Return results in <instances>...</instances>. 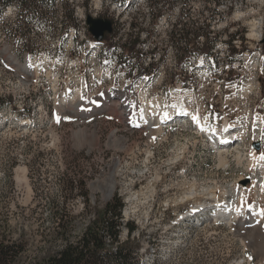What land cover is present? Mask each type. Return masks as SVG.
<instances>
[{
    "label": "rangeland",
    "instance_id": "1",
    "mask_svg": "<svg viewBox=\"0 0 264 264\" xmlns=\"http://www.w3.org/2000/svg\"><path fill=\"white\" fill-rule=\"evenodd\" d=\"M154 1L55 0L39 17L14 5L0 15V237L26 243L15 264L76 240L116 195L120 242L144 264H264V215L256 232L230 220L253 195L223 197L250 174L248 192L258 184L264 203V169L248 163L251 117L264 110V0ZM88 15L114 20L107 40L92 36ZM149 62L147 81L136 72ZM180 94L209 129L228 115L245 142L219 154L188 124L130 125L133 104L159 115ZM200 206L202 223L179 222ZM221 207L227 216L212 219Z\"/></svg>",
    "mask_w": 264,
    "mask_h": 264
},
{
    "label": "trees",
    "instance_id": "2",
    "mask_svg": "<svg viewBox=\"0 0 264 264\" xmlns=\"http://www.w3.org/2000/svg\"><path fill=\"white\" fill-rule=\"evenodd\" d=\"M117 1L125 3L126 0ZM54 2L55 0H0V15L5 13L7 7L14 5L21 10L25 9L26 14L34 13L39 17V14L43 15L44 12L43 9H38ZM150 2L155 3L154 0ZM156 5L159 3L156 2ZM20 13L19 11L18 15ZM137 38L132 43L126 41L124 51L134 50L139 43ZM0 107H4L1 99ZM123 209L122 198L114 196L104 209L95 212V216L90 219L76 240L67 237L61 248L44 253L42 259H35L33 264H144L137 257V248L120 242ZM129 229L133 232L135 227L131 226ZM26 247L24 241L8 240L6 236L0 237V264H15L26 251Z\"/></svg>",
    "mask_w": 264,
    "mask_h": 264
},
{
    "label": "bare ground",
    "instance_id": "3",
    "mask_svg": "<svg viewBox=\"0 0 264 264\" xmlns=\"http://www.w3.org/2000/svg\"><path fill=\"white\" fill-rule=\"evenodd\" d=\"M239 16H242L241 14H239ZM260 22H256L254 21V28L253 30H256L257 27H259L260 25ZM261 35H259V33H256V31L252 32L250 34V38L251 39H258ZM31 64V63H30ZM25 64H23L24 66ZM136 65V64H135ZM32 66V65H31ZM33 68V66H32ZM28 70V69H27ZM142 70L141 67H138L137 66V72H136V76H139L140 74V71ZM26 71V70H25ZM30 71V70H29ZM29 71H26L28 74H29ZM137 77V78H138ZM144 79L148 78V77H143ZM140 85H142L143 83H139ZM137 84V83H134V87H139L140 85ZM125 88H120V90H124ZM148 89V88H147ZM149 90V89H148ZM184 93V92H183ZM182 93V94H183ZM144 95V94H143ZM75 96V95H74ZM181 96V94H180ZM179 96V97H180ZM184 97V96H183ZM145 98V97H144ZM142 100V99H141ZM157 100V99H156ZM133 101V100H132ZM148 100H146L147 102ZM158 101V100H157ZM180 101H183L184 104L186 105L185 101L183 99H180ZM157 104V103H156ZM124 104L122 103V106ZM127 105V104H126ZM184 106V105H182ZM182 106H180V108H182ZM190 107V105H189ZM125 111V110H124ZM163 113V116H165V113L166 114H171V113H174V108L173 106L170 107V108H163L161 110ZM126 112V111H125ZM151 113L150 114H147V112L145 113H142V117L139 118V122L142 124V125H145L147 126L149 129H152L154 128L153 126L154 125H157L159 124L160 125V128H165V127H173L174 125L177 126L179 125L180 123H184V124H188L189 126H194L196 128V126L194 125V122L192 120V115L190 116H187V115H181L180 113H178L179 115H173L175 116V119L172 120V121H160V120H163V117L159 114V115H153L155 112L154 110L153 111H150ZM182 116V117H181ZM148 121H145L147 120ZM183 119L185 120H190V122L188 121H183ZM209 119V118H208ZM202 120V119H201ZM209 121V120H208ZM160 122V123H159ZM205 122V121H204ZM207 123V122H206ZM251 123L254 124V126H259L260 128H263L264 130V114H262L261 112H258L257 114L253 115V117H251ZM148 124V125H147ZM165 126V127H164ZM208 126V125H207ZM204 129H207L206 126L203 127ZM197 130V128H196ZM239 129L235 126L234 122L233 121H226V122H223L221 124V126L217 127L215 126L213 128V132H215L213 134V136H210V140L212 141V145L215 149H222V148H229L230 145L234 146V145H238V144H242L245 142V133L241 132V131H238ZM198 131V130H197ZM212 132V131H211ZM207 134V133H206ZM260 140V139H259ZM222 141V142H221ZM257 141H255L254 143H256ZM264 142V139L261 141V143L258 141V143L260 144L259 148H257V154H256V147L254 146V143L252 144V146L255 148L252 150V153H251V158L248 159V163L250 164V168H252V172L255 173V171H257L258 169H264V160H261L260 157L261 155H264V148L262 146ZM251 170V169H249ZM251 172V171H250ZM263 174H264V170H263ZM264 176V175H263ZM250 178V184L247 185V192L248 191H251V185H252V182L253 183H256L257 181L256 180H252L251 177ZM241 180V178H239ZM195 185V184H194ZM258 184H256L257 186ZM262 186V191L264 189V182L260 184ZM110 189L112 190L114 188V184L110 185ZM261 188V187H260ZM259 189V187H258ZM190 194V192H189ZM192 194V193H191ZM187 195V197H192L193 195ZM186 197V196H185ZM262 200V199H261ZM241 202V201H240ZM260 202V201H258ZM240 204V203H239ZM244 206V205H243ZM253 207V206H252ZM256 207V206H255ZM205 208V206H200V207H197L196 209H194L193 212L195 211H198V210H203ZM230 208V207H229ZM228 207H221L219 208L214 217L212 219H214L215 217L217 218H222L223 216H227V212L229 210ZM230 211H232V215L230 217V220L233 222V223H237L239 226H242L243 224L247 225L248 224H252V229H254V231L256 229L259 228V226L261 225L260 223V219L262 217V215H264V210L263 209H255V208H251V209H247L245 207H234L230 209ZM262 212V213H261ZM183 217L184 214H182ZM259 215L261 217H259ZM230 216V215H229ZM258 216V217H257ZM186 218V217H185ZM216 220V219H215ZM235 221V222H234ZM244 226V225H243ZM243 228V227H242ZM260 229H262L260 227ZM247 230V229H246ZM251 230V229H250ZM252 231V230H251ZM249 232V231H248ZM253 232V231H252ZM252 232H249V233H252ZM256 232V231H255ZM244 233V232H243ZM254 233V232H253ZM254 235V234H253Z\"/></svg>",
    "mask_w": 264,
    "mask_h": 264
},
{
    "label": "water",
    "instance_id": "4",
    "mask_svg": "<svg viewBox=\"0 0 264 264\" xmlns=\"http://www.w3.org/2000/svg\"><path fill=\"white\" fill-rule=\"evenodd\" d=\"M87 24L89 26V31L93 36L98 39H104L107 32L111 33L114 29V22L111 18L104 17H94L93 15L87 16ZM26 71L32 72V66L28 59L25 60V65L23 66ZM28 69V70H27ZM258 145V144H256ZM249 182V179H245L242 183L246 184Z\"/></svg>",
    "mask_w": 264,
    "mask_h": 264
},
{
    "label": "built area",
    "instance_id": "5",
    "mask_svg": "<svg viewBox=\"0 0 264 264\" xmlns=\"http://www.w3.org/2000/svg\"><path fill=\"white\" fill-rule=\"evenodd\" d=\"M151 55H153V54H151ZM149 64H150V62L147 65L142 66V70L144 68H146ZM249 85H250V83H249ZM144 96L145 95H143L142 100H144L146 98V96H145V98H144ZM146 100H148V97L146 98ZM261 107L264 108V103H263V105H261ZM192 111H196V110L193 109ZM259 111H261L262 113H264V110H262V109H260ZM196 112H198V111H196ZM216 113H219V112H216ZM220 118H221L222 122L231 121V118L228 115L221 116ZM255 137H257V142H258L259 137H264V130H261L260 127H259V129H256L255 130ZM229 151H230V149L228 151H226V153L229 152ZM256 154H257V147H256ZM248 177H250V174L248 175ZM260 181H264V176H262L260 178ZM232 185L234 187L235 183L232 184ZM257 188H258V185L254 187V192H247V185L246 186L245 185H241V184H239V182H237L236 183V186L234 187V190L239 189V192L241 194H244V195H249V194L250 195H253V198L256 200Z\"/></svg>",
    "mask_w": 264,
    "mask_h": 264
},
{
    "label": "snow or ice",
    "instance_id": "6",
    "mask_svg": "<svg viewBox=\"0 0 264 264\" xmlns=\"http://www.w3.org/2000/svg\"><path fill=\"white\" fill-rule=\"evenodd\" d=\"M186 114H187V113H186ZM166 115H167V114L165 113V116H166ZM191 118H192V120L195 121L197 124H200V119L198 118L197 115H192ZM201 130H204L203 127H202ZM260 159H261V160H264V155H261Z\"/></svg>",
    "mask_w": 264,
    "mask_h": 264
}]
</instances>
